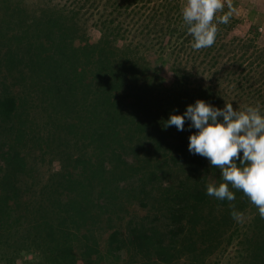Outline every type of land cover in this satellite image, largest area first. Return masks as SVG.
<instances>
[{"label":"trees","instance_id":"obj_1","mask_svg":"<svg viewBox=\"0 0 264 264\" xmlns=\"http://www.w3.org/2000/svg\"><path fill=\"white\" fill-rule=\"evenodd\" d=\"M14 1L0 0V247L9 251L0 259L13 264L37 253L50 264H218L232 251L234 264H264L258 209L230 188L244 214L235 221L228 201L206 193L208 183L222 182L219 169L188 150L198 130L187 118L183 131L164 127L197 100L264 112V48L252 38L226 40L231 17L217 25L213 46L194 50L180 0ZM89 19L99 32L94 44L81 29ZM146 42L152 62L140 51ZM18 85L29 93L21 97ZM34 104L53 131L40 135ZM22 139L33 147L55 140L58 170L42 175L30 166ZM121 180L128 183L118 188ZM111 187L153 220L139 229L128 218L124 232L107 231L97 243L92 232L112 223ZM128 246L131 258L122 260Z\"/></svg>","mask_w":264,"mask_h":264},{"label":"clouds","instance_id":"obj_2","mask_svg":"<svg viewBox=\"0 0 264 264\" xmlns=\"http://www.w3.org/2000/svg\"><path fill=\"white\" fill-rule=\"evenodd\" d=\"M234 12L232 0H184L181 13L193 39L191 47L199 51L213 46L217 25L228 24ZM185 118L198 130L189 136V152L207 158L222 177L218 186L207 184V195L228 201L231 217L242 222L244 214L231 203L236 197L230 188L238 190L264 219V112L260 106L234 109L232 103L225 102L223 108H217L197 100L183 115H170L164 127L175 126L183 131Z\"/></svg>","mask_w":264,"mask_h":264},{"label":"rangeland","instance_id":"obj_3","mask_svg":"<svg viewBox=\"0 0 264 264\" xmlns=\"http://www.w3.org/2000/svg\"><path fill=\"white\" fill-rule=\"evenodd\" d=\"M44 0H15L14 2L18 6L22 7H31V5H36L38 3L42 4ZM47 1V0H46ZM62 1H60L61 3ZM184 3V0H180V11L181 7ZM233 6L235 8V12L232 15V18L235 21V24L230 27V31L228 32V35L226 37V40H229L231 37L234 38H252L255 41V45L258 47L264 48V0H232ZM93 6V5H92ZM93 7L88 6V9L91 10ZM108 11V9H107ZM227 7L225 8V12H227ZM89 12V11H88ZM83 22V21H82ZM81 22V23H82ZM91 19H89L86 23V25L81 28L82 31H85V36L89 43H96L99 39V32L96 27H93L91 25ZM140 39V38H139ZM137 40V39H136ZM168 44V43H165ZM150 44L148 42L143 43V46H141L140 50L142 54L146 57V59L149 62H152L155 60V57L150 54L147 55L148 51H146V48H149ZM150 52V50H149ZM159 74L162 77L163 84H169L170 83V75L167 73V65H163V67H158ZM7 75V74H6ZM5 75V77H6ZM203 77L206 79L208 78L207 73H203ZM237 77L235 75L233 78L230 79L234 80ZM36 80V79H35ZM34 78L31 79L32 82H35ZM19 82H23L20 79H18ZM230 82V80L228 79ZM30 84H32L30 82ZM233 83L231 86H234ZM17 89L19 91V94L21 97H24L27 95L26 93H29L27 90H24V86L18 85ZM32 91V90H31ZM229 94L233 93L232 87L230 88V91H228ZM31 104V103H30ZM69 104H72V100H70ZM35 109H33L35 113V122L37 123V128L39 129L40 135L45 134L47 130H49V127L51 125H48L44 128V114L42 111V108L37 106V104H34L33 106ZM242 107V106H241ZM264 111V110H263ZM53 126L51 127V131ZM24 144L27 146V161L30 166L34 168L36 166V170H38L42 175H46L49 172H55L59 168V164L57 162V157L59 156V153H56L59 149L57 147H54L56 144L55 140H49L42 142L39 146L40 147H33L31 144V141H24V139L21 140ZM29 144H28V143ZM43 150H42V149ZM73 153V151H72ZM26 153L18 152V155L21 157H24L26 159V156H24ZM96 156L90 157V160L93 162L95 160ZM98 159L95 160V162ZM68 173H75L76 171L74 169L68 168ZM128 181L121 180L117 182V187H125L127 185ZM112 192L111 195H108L110 197V201H112V214L109 215L112 218V223L110 225L106 224H98L99 228H97L95 231L92 232L94 240L98 242H102L101 240L106 236L107 231L111 230H120L121 232H124V223L126 220L131 219L133 220V224L137 228H143L144 223L149 220H153L151 217V214L147 212V210H142L136 207L134 205L136 201H133L126 197L125 195L119 194L118 192L111 187ZM122 217V220L118 221V218ZM160 223V222H158ZM156 223V225H158ZM160 225V224H159ZM161 226V225H160ZM168 228L165 229L167 233ZM195 245V244H194ZM193 245V246H194ZM1 250H5L2 247H0ZM5 255L9 253V251L5 250ZM131 248L127 247V252L124 250V254L122 256V260H125L126 258L130 257ZM232 252V251H231ZM230 251L228 254H225L222 261H219L218 264H234V261H228L229 257L233 256V252ZM229 255V256H228ZM1 256V254H0ZM1 258V257H0ZM7 257L5 259H0V264H8L6 262ZM13 264H50L47 257L43 254H33V255H20L16 257L15 260H13Z\"/></svg>","mask_w":264,"mask_h":264}]
</instances>
